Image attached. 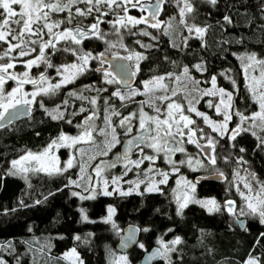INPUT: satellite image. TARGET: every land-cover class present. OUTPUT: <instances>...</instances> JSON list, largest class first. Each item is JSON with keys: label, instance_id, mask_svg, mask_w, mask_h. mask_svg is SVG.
<instances>
[{"label": "trees", "instance_id": "1", "mask_svg": "<svg viewBox=\"0 0 264 264\" xmlns=\"http://www.w3.org/2000/svg\"><path fill=\"white\" fill-rule=\"evenodd\" d=\"M188 2L193 11H185L181 16L184 0H161L157 15L162 23L159 28L151 27L153 22H148L128 29L110 30V20L118 16L113 11L120 10L119 14L123 16V10L114 9L103 16L95 10L88 16L76 15L77 7H89L84 3L72 7L71 20L66 11L49 14V23H59L56 32L65 29L86 31L99 19L102 21L99 24L102 38L90 35L80 44L72 41L62 44L65 41H60L55 49L48 48L46 59L49 58L52 65L48 67V74L61 64H80L78 56L65 49H73L79 56L90 53L89 68L79 73L70 86L37 96L36 102L30 105L29 116L0 128V257L5 264H68L61 254L70 248L75 249L81 264H108L116 252L115 244L121 229L127 224L136 226L139 231L138 243L126 253L132 264H139L143 253L156 247L159 238L166 242L179 238L181 243L173 246L167 262L160 260L153 264H243L249 257H255L264 264V224L256 214L244 208L241 215L245 225L240 230L221 206V202L228 199L239 202L232 180L235 170L251 172L255 185L264 184V143L249 128L232 140L230 134L217 137L201 123V119L194 117V130L204 134L205 141L210 137L216 142L214 151L211 149L215 164L205 162V171L199 174L204 177L212 173L223 176L216 182L203 176L198 179L204 180L196 181L197 198L219 202V210L212 212L190 203L178 213L167 185L162 186L159 192L112 193L81 200L78 195H72L73 190L68 184V180L73 178L70 172L54 175L31 173L27 178L8 172L11 161L24 152L40 150L61 133H74L75 124L79 121V116L74 114L76 106L87 107L89 95L96 99L99 111L112 104L121 115H126L136 106L120 105L116 99L110 98L111 92L119 86L117 82L106 84L100 72L93 70L101 54L126 57L129 50L143 52L135 74L136 86L142 80L163 74L175 75L185 68L202 86H208L209 80L215 77L216 85L232 94L231 130L240 124L235 113L244 116L255 113L256 105L244 84L241 65L250 55L264 57V0H217L215 5L209 0ZM153 3L154 0H145L144 8L151 7ZM100 8L103 12L109 11L103 4ZM140 11H129V14L139 17ZM170 16L177 18L181 29L177 46L164 30ZM226 16L231 23L224 19ZM187 23L206 29L202 39L190 36ZM42 25L41 21L36 27L44 31ZM195 65H200L202 71H197ZM14 84L8 80L4 85L5 91ZM24 87L28 89L30 85ZM81 88L87 90V95L78 91ZM71 96L76 99L70 100ZM214 105L215 99L205 96L196 108L216 118ZM61 108L64 115L53 119L49 110ZM243 127L246 128L245 123ZM187 149L192 150V147ZM134 175L136 173L132 170L127 177ZM189 175L193 177V174ZM109 207L115 212L112 222L106 223ZM81 211L87 220L82 219ZM141 244L143 248L139 246Z\"/></svg>", "mask_w": 264, "mask_h": 264}, {"label": "rangeland", "instance_id": "2", "mask_svg": "<svg viewBox=\"0 0 264 264\" xmlns=\"http://www.w3.org/2000/svg\"><path fill=\"white\" fill-rule=\"evenodd\" d=\"M14 7H16V6H14ZM115 9H120V8H115ZM133 10L139 11L140 9L138 7L136 9H133L130 6H128L127 13H125L123 11V15L131 16L129 14V11L131 12ZM119 11L115 10L113 12H117L118 16H122L121 14H119ZM140 12H139L140 16L135 17V18H140L143 16V17H150L148 22L156 23L157 21H159L157 19V16H156V20H152L151 13L148 11L147 12L146 11H140ZM109 23H111L110 26H108L110 30H112V29L113 30H115V29L116 30L128 29L132 26L130 24H126V26H121L119 24H116L115 17L113 19H111ZM159 23H160V25L162 24L161 22H159ZM144 24H148V23H144ZM113 25H115V27ZM193 26L200 27V26L193 25L191 23H187V30H188L190 36L202 39L204 34L202 36H200L194 30L189 31V28H193ZM200 28H204V27H200ZM13 29H14V34H15V29H17V26L13 25ZM56 29L57 28H55L54 31ZM164 30H165V33H167L169 35V37H171V41H172L173 45L177 46L179 44V40H180L179 36L181 35V29H180L178 20L175 16H170L167 18L166 24L164 25ZM42 33H43L42 40L39 37L27 38V39H37V41H38L37 44H27L26 48H25V50H30L32 48H35L36 49L35 52H31L30 55L20 57L18 55V53L21 51V49H16V51L10 53V55L8 57H5L4 59L0 60V64L8 63L11 61L16 65V67L14 69L9 70L11 73L21 75L23 72L29 71V76L31 78L35 79L42 72L43 67H44V62H39L38 66H33L31 68V70H28L27 68H25L24 64H25V62L36 58L39 54V44L50 38L49 35L47 34V29L42 31ZM68 41H71V40H68ZM17 42L18 41H11V43H13V44H15ZM66 43H68V42L65 41L62 44H66ZM7 48H8V44L3 42V41H0V56H2L4 54V52L7 50ZM137 54L139 56L143 57V52H140L138 50L137 51L136 50H129L126 54V57L132 56V59L128 60V61H129V64L132 68V71L135 72V74L138 72L139 63L141 60V59L137 60V58H136ZM47 55H48V49L45 50V57L46 58H47ZM13 57L15 59H12ZM256 59L259 61H264V57L263 58H257L256 57ZM3 60H4V63H2ZM90 60H91V58L89 59V61ZM81 63L82 62H80V64ZM250 63L252 64V67L248 68L247 73H246L245 68ZM71 64H73V63L61 64L58 67H54V70L52 72H50L47 76H45L47 78L48 83L53 84V85L56 83H61V81L63 80V76L58 74V69L62 71L63 66H68ZM137 65H138V68H137ZM197 66H199V67H197ZM262 67H264V66H262L260 64H256L254 62H251L247 58L244 59V61L242 62V65H241L244 84H245V86H246V88H247V90L251 96V99L254 101V103L256 105L255 113L259 112L260 108H259V103L257 102V100L253 96L252 92L250 91V85L252 83L251 77L259 78ZM88 68H89V62L87 65L84 66V70H86ZM195 69L199 72L202 71V67L200 65H195ZM78 74L75 76V78L78 76ZM75 78L73 80H75ZM102 78H103L102 80L106 84L113 85V83H107L106 82L108 77L105 76V73L102 75ZM158 78H163V79L160 80L159 82H157ZM73 80H72V82L62 83L61 87L70 86V84L73 83ZM146 84L148 85V89L145 88ZM160 84L164 85V87H160ZM15 87H17V82H16V84H14V86H11L7 91H11ZM40 87H47V84H41ZM220 89L221 88H219L216 84H215V86H213L212 79L209 80L208 86H202L197 78L193 77L188 72H187V74H185L184 69H182L180 71V73L175 74V75L163 74V75H158V76H154V77L142 80L139 86L133 85L132 87L127 88V89H121V88L114 89L110 94V98L116 99L120 105H124V104L136 105L126 115H121L120 111H118V109H115L112 104H109L108 106L104 107L103 109H101L99 111L97 109L96 105H93L91 103V100L95 99V98L92 97L91 95H89L90 96L89 99L87 98V100H88V106L87 107L84 105H78V107L76 106L77 112H75L74 114H77V116H80V117H79V121L75 124L74 133H61V134H64V135H67L70 137H78L84 131L91 130L92 131L91 141L80 142V143H77V144L70 146V147L58 146L57 148H54L52 150L50 155L58 158L59 167L61 169H64L66 167L67 162L70 159L72 160L73 166L71 168H67V170H66L67 172H70L73 176V178H70L68 180V184H69V186H71L73 192H76L79 194L78 195L79 197H80V195H83V196L93 195V193L91 191V189H93V188H95V190H96L94 196L103 195L102 193H103V189L105 187L104 181L108 182L107 190L110 193H115V194H119V195H121L120 194L121 192H127L129 194H131V193H133V194L148 193L149 192V191H147L148 186L153 184V183H156L158 190H154L152 192H159L161 190V187L164 185L169 186L171 193H172V196L175 200L178 213L181 212V211H179L178 198H179V202H183L185 194H187L188 198H189L188 204L194 203V204L201 206V204L197 203L196 201H206V199L203 200V199L197 198L195 196V185H194L193 178L196 175H200L199 173L205 171V162L206 161L203 158L200 150L194 149L193 146H195L194 145L195 143H188L187 134H185V136L183 138L176 137L175 140H173L172 138H168V142H174L175 148L183 147L184 148L183 152L175 151V152H167L166 153L162 150L159 153H157L153 148L148 146L151 143V141H148L141 148L137 149L133 156H131L127 159H124V158L120 157L119 151H118L119 148H117V147H119L120 142H122V139H124L126 137V135H128L130 133H126V131L120 132L118 129V125L122 119H124L125 117H128L130 114L134 113L135 116L131 120V125H132L131 133H132L133 131L139 129V120H140L141 110L147 116L155 117V116L159 115L160 119H164L166 116V113H167V105L169 103H176V104H179L181 106L185 115L189 116L193 121H194V117L201 119V123H203V125L205 127H207L217 137H221L217 132L212 131L211 127H209V125L207 123H205L202 116H197L195 114V112H189L188 111V108L190 106V102H191V106L196 108V104L200 101L201 98H203L205 96L209 97V98H213V99H215L214 110H215L216 118L209 117L205 113L199 111L197 108H196V110L203 113L204 115L208 116L209 120H211L213 123H222L223 119H224L223 114H217V112H216V106L219 105L221 107V113H223V105H220V99H221L220 91H219ZM35 90H36V86H34V85H32L28 89H25V87L23 85V91L24 92L31 93L32 91H35ZM78 91L85 93V94L87 92V90H84L82 88L79 89ZM117 91H119L120 94L125 97L124 100H121L119 96L114 95V93ZM72 92H74L73 89H72ZM133 92H135L137 94L132 95L131 93H133ZM205 92H212L214 94L213 95H204ZM224 92L230 93L229 91H226V90H224ZM42 95H44V94H42ZM74 95H75V93H74ZM160 97H167L168 99L162 100V99H160ZM79 98L83 100V97H79ZM75 99H76V97H74V96L70 97V100L74 101ZM224 99H225V101L227 100L226 97ZM73 101H71L70 103H73ZM134 102H136V103H134ZM156 108L160 109L159 114L155 111ZM81 109H84V111H81ZM49 112H52V115L56 116L57 118L62 117L64 115V111L62 110V108L58 109V110L51 109V110H49ZM229 112L231 114L230 109H229ZM114 113H118V115H115ZM251 115L252 114L245 115V116H251ZM84 117H86V119L88 117H92V119L88 120L87 123H85L86 120H83ZM107 117L111 118V126H109V124H108V121L106 119ZM230 122L228 123V126H227L229 133H230L231 128H232L230 126ZM251 123H252L251 121L245 122L246 128H249L250 130L255 132L259 136L261 141L264 140V131H262L260 127H255V128L251 127ZM150 126L154 128V125H150ZM190 127H192L194 129L193 124L190 125ZM112 128L116 129V137H117V140L119 142L116 143L114 147L109 148L108 145L112 141V136H111V129ZM102 131L104 134H101ZM185 133H187V130H185ZM196 133H197V135H196L197 143L207 145L208 140L205 141V135L201 134L199 132H196ZM61 134H59L53 140H58V138ZM152 134L155 135L154 132ZM226 135L227 134H225L224 136H226ZM208 138H210V137H208ZM53 140H50L49 142H47V144L43 148H41L40 150L24 152L19 157L15 158L13 161L19 160L21 157L25 156L28 152H32L33 154L42 153ZM177 141H181V142L177 143ZM188 146H191L192 150H188L187 149ZM105 152H107V155L103 154ZM146 156H151V157H154L155 159H154V161L153 160H147L144 163V161L146 160V159H144V157H146ZM158 157H159V159H157ZM156 160L158 162H156ZM13 161H11L10 166L8 168V172L11 175L19 176L21 178H27V176L30 175L31 173L49 174V173H46L44 171L37 172V171H32V170H29L26 173L19 172L16 169H13V167H12ZM136 161H142L139 164V167L135 166V164L132 163V162H136ZM189 161H191V164L189 163ZM112 165H115V166L113 167ZM125 165H127V167H125ZM28 166L31 169L33 167H36L37 165H35V163L32 162ZM97 167H100L102 169L100 176L96 175L95 170ZM81 169H83V171H81ZM132 170L136 173V175L132 176L130 178L127 177V174L130 173V171H132ZM62 172H64V171H62ZM12 173H15V174H12ZM160 173H167L168 174V180L164 184L159 183V181L161 179H163V176L160 175ZM246 173L247 172H245V171L235 170L233 172V175H232L233 184H235V187H236L235 193L238 194V197H239L237 209L241 210V211H242V209L248 208V207H247L246 201L240 195V192H243L245 195H250L248 190L244 187V181L241 178H246L247 182L250 183L253 186V188H255V189H258L260 187V185H258V184L255 185L252 182L251 178L246 176ZM54 174H57V173L53 172L52 174H49V175H54ZM189 174H193V177H190ZM113 180H118V184H113L112 183ZM71 181H76L79 184V186H77V184L70 183ZM185 182H187V183H185ZM137 184H139L138 188L136 187ZM193 187H194V191H193ZM117 188L119 189V191H114V189H117ZM237 188H239V191H237ZM207 200H210V199H207ZM231 201H233V200H231ZM216 203H217V205H219L218 201H216ZM108 209H107V213H106V219H108ZM226 209L228 210V207H226ZM81 213H82L81 217H82V219H84L85 215L82 211H81ZM254 214L257 215V217L259 218V221L261 223V217L259 216V213L257 212ZM241 217H242V215H241ZM110 222H112V217H111ZM122 229H121V232H122ZM161 240L162 239H160V238L157 239V246L156 247L159 249V251L161 253H164L165 250L161 247V244H160ZM173 240L174 239H172L171 241H173ZM171 241L170 242L163 241V242L168 244L170 249H174V247H173L174 245L171 243ZM72 250H73V248H70L67 251L63 252L61 254V258L64 261H66L68 264H81V260H80L77 253L76 254H77L78 259L66 258L68 253H70ZM172 251H168L165 255H161V260H164V262H167L168 259L170 258V253ZM120 256H126L127 257L126 253L125 254L124 253H118L116 251L111 255L108 264H114V261H116ZM0 261H2L3 264H5L4 260L1 257H0ZM127 261H128V264H132L129 262L128 258H127Z\"/></svg>", "mask_w": 264, "mask_h": 264}, {"label": "snow or ice", "instance_id": "3", "mask_svg": "<svg viewBox=\"0 0 264 264\" xmlns=\"http://www.w3.org/2000/svg\"><path fill=\"white\" fill-rule=\"evenodd\" d=\"M209 2L213 5L216 4L217 0H209ZM84 3L89 5L86 9H80L77 7L75 9V14L79 16H88L93 13L95 10L96 12L100 13L101 16L108 15L109 12L113 11L115 8L122 9L125 13L128 11V6H130L133 9H136L137 7L140 8L141 11H147V9L144 8L145 0H0V41H3L8 44L7 50L4 52L2 56H0V60L4 59L5 57H8L10 53L16 51V49H21V51L18 53L20 57H24L26 55H30L31 52H35L36 49L32 48L30 50H25L27 44H37V39H27L29 37H39L42 40L43 33L41 31V28L35 27L36 25L40 24L41 21H43L42 28L47 29V34L49 35V39L46 41H43L39 44V54L36 58L31 59L27 62H25L24 66L28 70H31L33 66H38L39 62H44L47 64L48 67H52L51 63L46 59L45 57V50L48 48L55 49L56 43L60 41H68L71 40L72 42L76 44H80L82 39L89 38L90 35H94L97 38H102L101 33L99 31V24L102 22L99 19H97L96 23L91 24L88 29L85 30H77L73 32L71 29H65L63 31H54L55 28L59 27V23H49V14L51 12H63L66 11L69 13V20H71V14H72V7L76 4ZM105 5L108 12H103L100 8V5ZM16 6V7H14ZM161 7V0H157V3L155 7L152 9L151 17L152 20H156V16L158 12L160 11ZM18 9V10H17ZM185 11L192 12V6L188 2V0H184V7L181 8V16L184 15ZM228 23H231V19L229 17L224 18ZM183 23V20L181 21ZM148 23V17H140L135 18L127 15L123 16H117L116 18V24H119L121 26H126V24H130L132 26ZM13 25L17 26V30L14 34ZM115 27V25H113ZM154 28H159L160 23L157 21L156 23H153L150 25ZM195 31L198 35L202 36L206 29L195 27L189 28V31ZM147 35V33H144ZM10 38V39H9ZM11 41H18L17 43L13 44ZM114 46V45H113ZM65 51H71L73 55H77L78 59L82 62L81 64L73 63L68 66H63L62 71L58 69V74L63 76V80L61 83L56 84H50L47 81V78L42 74L39 79H33L29 76V71L23 72L21 75H17L15 73H11L9 70L14 69L16 65L13 62H8L4 64H0V121H5L6 117H8V114L10 110H15L18 108V106H29L36 102V97L41 94H48L50 92H53L59 88H61L62 83L64 82H72V80L75 78V76L78 73H81L84 71V66L88 64L89 59L92 58L91 54H85L83 56H79L77 52L73 49H65ZM103 54H101L102 56ZM137 60L143 59V57L139 56L137 54L136 56ZM12 59H15L14 57ZM123 59L131 60L132 56L124 57ZM247 59L251 62H254L256 64H260L264 66V61H259L256 59L255 55H250L247 57ZM103 63V61H101ZM199 67V66H197ZM252 67V64L246 66L245 71L247 73V69ZM138 68V65H137ZM99 70V69H98ZM117 74L121 75L124 73H127L128 69L126 65H117L114 69ZM185 74H187L188 69H184ZM66 74V75H65ZM132 75H135V73H132ZM105 76L108 77L106 80L107 83H114L117 82L115 76H113L112 72H105ZM163 78H158L157 82L162 80ZM8 80H13L17 82V87L13 88L11 91H5L4 85L7 83ZM251 85H250V91L252 92L253 96L259 103L260 111L253 113L251 116H244L243 114L237 112L235 113L237 116H239L240 124L233 128L230 133L228 130V123L231 121V114L229 112V109L231 108V102H232V94L231 93H225L223 89H220V105H223V113H221V107L219 105L216 106V112L217 114H223V122L222 123H213L211 120H209L208 116L204 115L203 113L196 110L195 107L190 106L188 108L189 112H195L197 116H202L205 123L211 127L213 132H217L221 137H223L225 134H230V138L232 140H235L238 135L242 131H248L249 129L244 128L243 125L245 122L251 121V127H260L262 131H264V67H262V70L260 72L259 78L257 77H251ZM25 84H32L36 86V90L32 91L31 93H27L23 91V85ZM41 84H47V87H40ZM212 84L215 86L216 80L215 77L212 78ZM160 87H164V85L160 84ZM145 88L148 89V85H145ZM132 95H135L137 93L133 92ZM212 92H205L204 95H213ZM114 95L119 96L121 100H124L125 97L120 94L119 91L115 92ZM30 97V98H29ZM227 98L225 101L224 98ZM160 99H168L167 97H160ZM91 103L93 105L96 104V99H92ZM211 106V105H210ZM41 107L43 105L41 104ZM30 112V108L28 109ZM81 111H84V109H81ZM155 111L159 114L160 109L156 108ZM115 115H118V113H114ZM13 115H19L18 112H13ZM135 116V114H130L128 117H125L120 121L121 127H125L126 133H131L132 131V125L131 120ZM56 116H53V119H56ZM92 117H88L85 121L87 123L88 120H91ZM108 121L109 126H111V118H106ZM258 122V123H257ZM70 123V121H69ZM195 122L187 115L184 114L183 109L179 104L176 103H169L167 105V113L164 119H160V116L157 115L155 117L147 116L143 111L141 110L140 114V120H139V129H140V135L135 137L134 139L137 142V146L144 144L146 141H151V143L148 145L149 147L153 148L157 153L160 151L164 152H175L180 151L183 152L184 148L179 147L175 148L172 147L169 142L168 138H172L175 140L176 137L183 138L185 134H187V140L188 143H197L195 140V137L197 135L196 130H194L190 125L194 124ZM149 125H154L153 127H149ZM185 130H187V133H185ZM202 131V130H201ZM155 133L153 135L152 133ZM101 134H104L103 131ZM253 135H256L255 132H253ZM111 136L112 141L108 145L109 148L114 147L116 143L119 141L116 137V129H111ZM92 139V131L86 130L84 131L80 136L78 137H70L64 134H61L58 138V140H53L47 148L39 154H33L32 152H28L25 156L21 157L19 160H15L12 162L13 169H16L19 172L26 173L29 170L32 171H44L46 173L52 174L53 172L59 173L62 171H66L67 168H71L73 166V162L70 159L67 162V165L64 169H61L59 167L58 158L55 156H51L50 153L54 148H57L58 146H73L80 142H86L91 141ZM181 141H177V143H180ZM264 143V140L261 141ZM133 141H128L129 147H131ZM215 141L212 138H208L207 147L213 149L215 148ZM199 146V145H198ZM241 151H244V149H241ZM104 155H107V152L103 153ZM125 159H127V156L125 155ZM144 159L147 160H153L154 157L146 156ZM32 162L37 165L36 167H33L30 169L28 166ZM142 161H136L132 162L135 164V166L139 167V164ZM171 162V161H170ZM210 162L212 164H215V158L214 156L210 158ZM191 164V161H189ZM113 167L115 165H112ZM127 167V165H125ZM83 171V169H81ZM96 175L100 176V173L102 169L100 167L96 168ZM15 174V173H12ZM160 175L163 176V179L159 181L160 184H164L168 180V174L167 173H160ZM222 175V174H221ZM238 175V174H237ZM254 178V177H253ZM244 181V187L248 190L250 195H245L243 192H240V195L243 197V199L246 201L247 207L250 210L251 213H259V216L261 217V223H264V184H261L258 189L253 188V186L247 182L246 178H241ZM70 183L79 184L76 181H71ZM113 184H118V180H113ZM187 183V182H185ZM105 187L103 189V195L108 196L112 195L107 190V181H104ZM136 187H139V184L136 185ZM154 190H158L156 183H153L148 186L147 191L152 192ZM93 195L89 196H83L80 195V199H93L95 194V188L91 189ZM114 191H119V189H114ZM194 191V187H193ZM237 191H239V188H237ZM121 195H128L127 192H121ZM73 196L79 195L76 192L72 193ZM189 198L188 195L185 194L183 202H179L178 198V204H179V211H182L188 204ZM197 203H200L202 207H206L209 212H212L214 210H219V205H217L216 201L214 199L206 200V201H196ZM228 205V211L233 212V201L229 200L227 201ZM115 209L109 208L108 209V219L105 221L106 223L111 220L112 215L114 214ZM84 219L87 220V216H84ZM115 227V225H113ZM147 231V229H145ZM77 240L80 239L79 236L76 237ZM173 245H178L181 243V240L179 238L174 239L171 241ZM161 247L165 250L164 253H161L159 250L155 253V255H165L168 251H172L174 249H170L168 244L164 243L162 240L160 241ZM127 246L126 244L124 245ZM141 248L144 247L143 244L140 245ZM66 258H76L77 254L75 249H73L70 253H68ZM151 259V257H150ZM0 264H3L2 261H0ZM114 264H128L127 257L126 256H120L116 261H114ZM247 264H260L259 260L255 257H252L248 260Z\"/></svg>", "mask_w": 264, "mask_h": 264}, {"label": "water", "instance_id": "4", "mask_svg": "<svg viewBox=\"0 0 264 264\" xmlns=\"http://www.w3.org/2000/svg\"><path fill=\"white\" fill-rule=\"evenodd\" d=\"M157 3V0H154V4ZM159 13V12H158ZM158 15V14H157ZM152 23V22H151ZM72 30V29H71ZM122 56H99V60L103 61L107 65V71L112 72L113 76H115L118 85L123 88L127 89L129 87H132L135 82V75H132L133 71L129 64V61L126 59H123ZM117 65H126L127 66V73H124L121 75L117 74V72L114 70L115 66ZM13 81V80H11ZM16 83L15 81H13ZM25 85H31V84H25ZM30 106H18L15 110H10L8 117H6L5 121H0V128L13 123L17 120H20L22 118H25L29 116L30 112L29 109ZM13 112H18L19 115H13ZM150 127V126H149ZM118 129L120 132L125 131V127H121L120 123L118 125ZM140 135V131L128 135L119 145V154L121 158L125 159V155L127 158L131 157L135 151V148L137 147V142L134 139ZM133 141L131 147L128 145V141ZM169 144L172 146V144L169 142ZM143 145V144H141ZM199 150L203 153L206 159L211 158V148L207 147V145H199ZM208 181H221L223 179V176L220 174H212L205 177ZM227 205V202H226ZM228 206V205H227ZM234 223L238 225V228L240 230H243L244 228V219L235 220ZM138 237H139V231L138 228L132 224H127L123 227L122 232L119 234L117 242L115 244V250L118 253H127L129 250H131L137 243H138ZM127 245L126 247L124 245ZM159 250L157 247H153L149 249L148 251H145L143 255L140 258L139 264H153L157 263L161 260L160 255H155V253ZM151 257V259H150Z\"/></svg>", "mask_w": 264, "mask_h": 264}, {"label": "flooded vegetation", "instance_id": "5", "mask_svg": "<svg viewBox=\"0 0 264 264\" xmlns=\"http://www.w3.org/2000/svg\"><path fill=\"white\" fill-rule=\"evenodd\" d=\"M155 7V4L152 6V7H147V11L148 12H152V9ZM150 19V17H148V20ZM73 30V32H75V31H77V30H74V29H72ZM48 61H50V59L48 58L47 59ZM97 70V71H99L100 72V76H101V78H102V75L105 73V72H109V71H107V65L105 64V63H101V61L98 59V63H97V65H95V67L93 68V70ZM99 69V70H98ZM133 73H135V72H133ZM44 75V76H47V74H48V66H47V64H44V69H43V71L35 78V79H39V77L41 76V75ZM103 79V78H102ZM117 81V80H116ZM118 83V82H117ZM134 85V84H133ZM32 86V84L30 85V87ZM119 86V85H118ZM29 87V88H30ZM119 88H121L120 86H119ZM130 88V87H129ZM121 89H123V88H121ZM30 106V105H29ZM79 115V114H78ZM80 117V116H79ZM83 120H86V117H84L83 118ZM150 126V125H149ZM151 127V126H150ZM140 131V129H137V130H135V131H133L132 133H130V134H133V133H136V132H139ZM130 134H128V135H130ZM128 135H126V137L128 136ZM125 137V138H126ZM124 138V139H125ZM124 139H122V141L124 140ZM195 140H196V137H195ZM197 141V140H196ZM148 141H146L143 145H145L146 143H147ZM121 143V142H120ZM171 144H172V147H174V142H170ZM143 145H139V146H137L136 148H135V151L137 150V149H139V148H141ZM195 146H193L195 149H198L199 150V148H198V145H205V144H199V143H195L194 144ZM119 148V147H118ZM119 151V150H118ZM135 151H134V153H135ZM200 152H201V150H200ZM134 153H133V155H134ZM202 153V152H201ZM132 155V156H133ZM202 156H203V158L205 159V161L207 162V163H209L210 162V159H206L205 158V156L203 155V153H202ZM157 159H159V157L157 158ZM156 162H158L157 160H156ZM154 164V163H153ZM245 172H247V171H245ZM135 176V175H134ZM203 176V177H202ZM196 175L194 178H193V180H194V185L196 186V181L197 182H199V181H201V180H204V179H198V178H200V177H202V178H205L204 176L205 175ZM246 176H248L249 178H251L252 176H253V174L251 173V172H247L246 173ZM234 186H235V184H234ZM203 200H205V198H203ZM229 200H233V205H232V207H233V212H229L227 209H226V207H228L227 205H226V202L227 201H229ZM237 204H238V202L235 200V199H228V200H225V201H222L221 202V206H222V208L224 209V211L228 214V215H230L232 218H233V221H235V220H239V219H244L243 217H241V214H242V211L241 210H238L237 209ZM205 208V207H204ZM237 215V216H236ZM245 220V219H244ZM244 225H245V223H244ZM238 226V225H237Z\"/></svg>", "mask_w": 264, "mask_h": 264}, {"label": "crops", "instance_id": "6", "mask_svg": "<svg viewBox=\"0 0 264 264\" xmlns=\"http://www.w3.org/2000/svg\"><path fill=\"white\" fill-rule=\"evenodd\" d=\"M250 258H252V257L247 258V259L243 262V264H247V261H248V259H250Z\"/></svg>", "mask_w": 264, "mask_h": 264}, {"label": "bare ground", "instance_id": "7", "mask_svg": "<svg viewBox=\"0 0 264 264\" xmlns=\"http://www.w3.org/2000/svg\"><path fill=\"white\" fill-rule=\"evenodd\" d=\"M152 6H153V4H152ZM152 6H151V7H152Z\"/></svg>", "mask_w": 264, "mask_h": 264}]
</instances>
